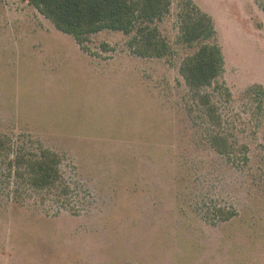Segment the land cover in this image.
<instances>
[{
	"label": "rangeland",
	"instance_id": "374dc122",
	"mask_svg": "<svg viewBox=\"0 0 264 264\" xmlns=\"http://www.w3.org/2000/svg\"><path fill=\"white\" fill-rule=\"evenodd\" d=\"M194 1L224 55L215 121L180 72L201 45L180 39V0L157 22L163 57L119 30L80 45L0 0V134L57 152L71 187L64 203L17 188L0 155V264H264V0Z\"/></svg>",
	"mask_w": 264,
	"mask_h": 264
},
{
	"label": "trees",
	"instance_id": "16d2710c",
	"mask_svg": "<svg viewBox=\"0 0 264 264\" xmlns=\"http://www.w3.org/2000/svg\"><path fill=\"white\" fill-rule=\"evenodd\" d=\"M60 30L71 34L83 45L89 35L103 29L119 30L132 35L130 46L139 56L163 57L171 49L158 26L170 11L174 0H29ZM180 39L187 45L201 43L180 66L186 84L212 121L217 119L215 104L206 88L221 75L224 55L220 45L207 42L216 29L211 16L202 11L194 0H180ZM264 7V2H263ZM210 142L221 153H230L225 134H214ZM8 158V174L14 183L26 184L30 190L52 193L64 203L71 191L60 168L57 152L48 148H31L27 144H13L0 134V155ZM1 155V156H2ZM247 158V156H239ZM2 161L0 171H2ZM221 209L219 208V211ZM224 211V210H221Z\"/></svg>",
	"mask_w": 264,
	"mask_h": 264
}]
</instances>
